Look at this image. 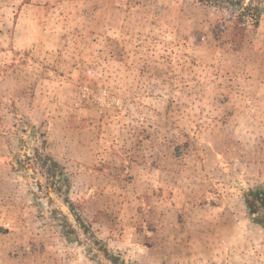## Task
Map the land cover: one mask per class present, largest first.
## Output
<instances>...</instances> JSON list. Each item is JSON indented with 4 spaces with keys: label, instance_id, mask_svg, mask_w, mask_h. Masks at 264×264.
Instances as JSON below:
<instances>
[{
    "label": "rangeland",
    "instance_id": "rangeland-1",
    "mask_svg": "<svg viewBox=\"0 0 264 264\" xmlns=\"http://www.w3.org/2000/svg\"><path fill=\"white\" fill-rule=\"evenodd\" d=\"M262 8L0 0V264H264Z\"/></svg>",
    "mask_w": 264,
    "mask_h": 264
},
{
    "label": "trees",
    "instance_id": "trees-1",
    "mask_svg": "<svg viewBox=\"0 0 264 264\" xmlns=\"http://www.w3.org/2000/svg\"><path fill=\"white\" fill-rule=\"evenodd\" d=\"M198 3L225 11L232 18L231 40L234 43H243L251 31L259 27L263 14L264 0H197ZM251 203V202H250ZM264 200L260 204L264 210Z\"/></svg>",
    "mask_w": 264,
    "mask_h": 264
}]
</instances>
